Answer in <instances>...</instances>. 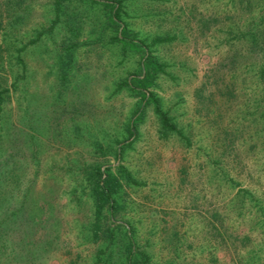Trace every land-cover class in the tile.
<instances>
[{"label": "rangeland", "instance_id": "1", "mask_svg": "<svg viewBox=\"0 0 264 264\" xmlns=\"http://www.w3.org/2000/svg\"><path fill=\"white\" fill-rule=\"evenodd\" d=\"M107 1L0 0V264H264V0H124L143 49ZM145 52L167 136L124 85Z\"/></svg>", "mask_w": 264, "mask_h": 264}, {"label": "trees", "instance_id": "2", "mask_svg": "<svg viewBox=\"0 0 264 264\" xmlns=\"http://www.w3.org/2000/svg\"><path fill=\"white\" fill-rule=\"evenodd\" d=\"M66 1L70 0H56L58 6H60L63 2ZM123 1L124 0H108L106 2L107 6L111 8L113 23L121 29V36H119L118 39L124 44L125 47L144 48L142 42L136 41L134 37H129L127 26H125L121 22V11L123 9ZM93 2L97 3L99 2V0H93ZM168 39L169 38H156L154 41L161 42L167 41ZM141 69L142 72L140 74H132L126 80L124 85H126L135 94L140 95L143 99V103L153 104L154 111L161 123L160 131L162 136H167L171 132H176L178 128L173 123L170 113L162 108L160 99L153 92L147 91L150 86L154 85L155 79L158 74L165 72L164 64L159 63L154 56L145 52L142 58ZM143 111V107H140L136 115L137 117L130 124L129 130L131 132V135L135 134L136 123L141 119ZM122 149L123 147H121L117 152L118 157L120 156ZM119 168L121 169V171H123L128 181H134L132 173L129 172L124 165H120ZM109 172L110 168L103 169V166H98L95 168L93 194L95 198L96 215L98 219L100 218L101 212L105 207L108 206L111 212H114L115 210L114 199L115 194L119 188L120 182L117 176H115L112 172ZM242 192L244 194V198L249 203L260 207L261 211L264 212L263 204L260 202V200H258V198L255 197L254 192L251 189H243ZM258 223L259 227L262 230L264 228V215L258 220ZM254 255H256L255 251L253 249L249 250L248 258L250 259ZM143 264H148V258L144 260Z\"/></svg>", "mask_w": 264, "mask_h": 264}]
</instances>
